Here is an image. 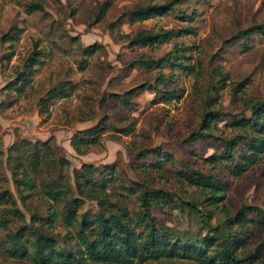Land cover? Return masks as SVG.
Listing matches in <instances>:
<instances>
[{
    "label": "rangeland",
    "instance_id": "1",
    "mask_svg": "<svg viewBox=\"0 0 264 264\" xmlns=\"http://www.w3.org/2000/svg\"><path fill=\"white\" fill-rule=\"evenodd\" d=\"M104 1L109 7L99 13L98 6ZM168 2L171 8L163 15L133 23L124 19L117 22L123 10ZM29 3H37L40 9L27 10ZM190 14V22L179 19ZM263 23L264 0H0V192L7 190L14 200L13 206L9 201L0 202V264H35L27 257L15 258L7 250L18 238L30 253L35 230L54 237L53 247L60 251L75 249L74 237L82 216L90 219L97 210V204L75 187L73 174L81 163L114 167L107 191L111 199L123 195L121 200L130 217L136 216L137 198L124 194L122 186L136 182L167 190L174 199L193 202L202 210L198 192L186 186L177 173L189 168L214 175L224 185L225 198L211 208L209 227H202L199 218L184 207L153 206L151 215L173 236L196 242L208 257H214L217 236L227 229L224 218L234 215L240 205L249 206L245 214L249 222L232 226L233 235L228 237L229 247L237 255L249 252L264 235V223L256 222L257 215L264 212V154L234 177L229 174V163L210 165L202 161L219 151L218 140L211 136L218 132L214 128L205 136L197 132L207 92L215 99L213 108L222 113L212 125L224 134L229 133L225 125L230 117L249 115L241 104L242 97L264 99V34L240 33ZM150 28L192 31L173 35L153 48L132 46L120 37ZM91 44L99 48L84 56L82 47ZM167 52L176 58V65L162 64L160 71H171L173 76L158 88L173 91L176 98L159 102L162 92L143 90L131 97L133 104L128 107L106 98L111 92L122 94L142 83L153 84L157 69L133 63L142 58L157 59ZM213 71L226 75L223 87L219 88ZM61 82L68 83L62 87H73L69 95L45 100L46 92ZM233 83L241 84L237 95L231 93ZM21 84L22 90L17 91ZM102 116L106 117L105 132L96 143L80 145L82 153H77L70 146L72 134L94 125ZM123 127L129 133L116 132ZM20 139H49L53 157L67 160L61 171L71 186L70 195L81 199L73 226L59 219L60 203L44 198L37 188L24 201L15 193L6 157L8 146ZM153 147L172 157L158 171L149 166L156 158L143 152ZM141 152L144 156H137ZM10 207L17 212H8ZM51 211L55 214L51 227L33 219ZM20 227L24 230L17 233ZM190 261L165 263L196 264ZM145 264H163V260H147Z\"/></svg>",
    "mask_w": 264,
    "mask_h": 264
},
{
    "label": "trees",
    "instance_id": "2",
    "mask_svg": "<svg viewBox=\"0 0 264 264\" xmlns=\"http://www.w3.org/2000/svg\"><path fill=\"white\" fill-rule=\"evenodd\" d=\"M108 1L99 4V13L107 10ZM170 3L150 4L134 7L130 10H123L119 14L117 22L123 20L127 23L139 22L152 16H160L170 10ZM40 9L37 3L27 4V10ZM193 15H184L179 19L190 22ZM264 24V23H263ZM192 29H143L135 31L132 35H120L127 39L128 44L132 46H153L164 40H169L174 36L189 34ZM251 31H257L264 34V25H254L248 27L240 33L248 34ZM237 34V33H236ZM233 36L236 37L237 35ZM98 44H91L82 47L84 56H91ZM175 51V48L172 49ZM171 52H167L157 59L142 58L137 59L133 65H139L146 69L155 68L157 72L153 78V84H139L129 90L119 93H108L107 99H112L124 107L132 105L131 97L138 94V91L148 90L151 92H162L159 102H168L173 97V91L169 89H159L158 85L163 80H171L172 72L164 74L160 71L162 64H169L170 67L176 65V58L170 57ZM175 55V53H173ZM216 77V83L223 87L226 75L219 71H213ZM60 84V83H59ZM46 92L45 100L50 101L57 98H64L71 92L72 86L62 87L66 82H61ZM59 86V87H58ZM21 84L17 91H21ZM214 88H212L213 90ZM242 91L240 83H233L231 87L232 95H237ZM214 92L217 90L214 89ZM208 92L202 100L201 125L197 134L205 136L206 132L213 130L218 132L213 136L218 140L220 149L202 159L204 163L213 165L217 162L229 163V174L234 177L240 176L245 170L255 165L260 156L264 154V99L241 98V104L249 111V115L229 118L227 125L229 133H225L212 125L218 116L222 113L213 108V102ZM104 99V98H103ZM105 116H102L94 125L77 130L70 138V146L77 152L82 153L80 145L88 146L97 142L98 137L105 132ZM129 133L125 127L116 129V132ZM144 153L156 158L149 166L156 171L162 168L164 162L172 160L169 153L163 152L159 147L145 149ZM7 161L11 164V177L15 193L20 200L29 199L37 188L41 195L50 200L60 203L59 219L68 226H73L78 218L77 208L80 206L81 199L70 195L72 189L66 180V175L62 173V167L67 163L66 159L54 158L52 149L49 145V139L43 141L20 139L12 143L7 148ZM144 153H138L137 156L143 157ZM59 165L55 177L53 172ZM112 165H102L101 168L95 167L90 163H81L79 168L73 174L75 187L83 197L94 201L97 204V210L90 219L87 215L82 216L80 229L77 230L75 249L66 252L54 248L55 239L49 234L35 230L33 242L31 243V252L27 253L24 245L20 244L17 238L13 242V247L7 250L10 254L20 260L24 258L31 259L35 264H145L147 260H186L196 264H264V235L254 247L243 255H237L229 247L228 237L233 235L232 226H245L249 220L245 214L249 212L250 207L240 205L234 215L226 216L223 223L226 226L225 234L218 235L215 241V255L208 257L206 251L200 248L196 242L188 239H181L173 236L170 229L166 226L158 225L151 215L153 206L158 208L170 207L180 209L184 207L187 212L197 216L202 227H209V217L211 210L225 198V188L221 181L214 175L205 173L196 169L187 168L186 171L178 172L185 185L192 187L198 192L201 199L199 209L195 203L173 198L170 192L160 188L142 187L139 183L132 182L131 186H122L121 190L126 195H134L137 198L136 216L130 217L123 200L122 194L111 199L107 191L108 183L112 182ZM42 177V179H41ZM9 201L10 206L14 205V200L7 190L0 192V202ZM212 208V209H211ZM8 212H17L14 207L7 209ZM55 214L51 211L45 217L34 216L35 220H43V223L51 227ZM256 222L264 223V212L256 217ZM141 226V230L136 228ZM23 227L18 228L19 231ZM15 234H13V237ZM69 239V237H67ZM15 237L12 239L14 240ZM238 247V245H237Z\"/></svg>",
    "mask_w": 264,
    "mask_h": 264
}]
</instances>
